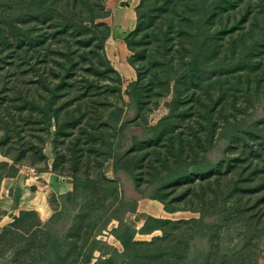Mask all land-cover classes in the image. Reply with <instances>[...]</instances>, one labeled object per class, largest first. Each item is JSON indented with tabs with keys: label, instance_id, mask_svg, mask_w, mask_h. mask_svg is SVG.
<instances>
[{
	"label": "trees",
	"instance_id": "1",
	"mask_svg": "<svg viewBox=\"0 0 264 264\" xmlns=\"http://www.w3.org/2000/svg\"><path fill=\"white\" fill-rule=\"evenodd\" d=\"M173 1L177 0H164L161 3L162 6L159 4L161 6V18L166 16L170 18V21H149L148 16L151 12H148L147 8H143L142 1L136 7V27L126 35L125 41L129 49L134 52V55H131L128 61L135 68L137 78L128 83L125 91L120 85L121 82L117 86L120 99L126 105L127 110L122 107L113 109L109 114L107 113L106 120L99 124L93 122L95 117L91 116L89 111H84L78 117L82 120L84 117L89 118V115L91 116L93 120H88V123H86L88 125L83 126L84 129L79 138L83 137V133H87L89 137L87 140L95 136V142L100 140V145L108 142L109 148L103 151L107 158H111L114 161V171L116 173V178L113 179L106 176L103 177L106 183L115 184L114 193L107 195V198H104L105 200L99 203L98 207H92L90 211L87 205L82 208V212L86 211L91 216V218L87 217L89 221H87L86 227H96L95 235H92L87 230L84 237L85 245L89 246V250L86 251L87 253L81 259V252L74 246L77 244L75 239H72L71 244L66 239L64 234L66 230L72 229V231H75L77 226L82 229L84 224V221L81 220L83 219L82 214L81 216L77 215L78 219L74 221V216L71 214L75 208L73 210L67 201L70 204L75 202V199L78 198L75 193L80 188H92L94 191L92 192L93 195H91L99 202V198L103 197L105 193L103 192L104 187L99 186L98 183L103 181L100 182L92 176H87L83 179V182H79V176L75 175L73 190L60 195L54 193V196L60 201L61 207L55 208V212L45 222L38 218V222L35 221L33 223L34 234H39L40 231L46 233L48 244L44 252L36 260L29 262V264H89L92 262L96 251L100 252V258L98 259L100 262L102 260L103 262L106 261L101 257L111 253L118 255L128 264H221L227 258L229 251L232 250L230 249L229 241L232 240L231 238L234 234H239V245L248 242V247L235 251L238 248L237 245L236 249L232 250L235 253L234 261L237 264L238 261H240V264L251 262L250 256L254 252L255 247L259 245V238L264 235V221L263 223H260V221L249 223V219L241 214L244 206L241 202L245 195L252 196V187L257 190L262 189L264 192V165L254 164L252 159L245 165L243 174L240 173L232 178L230 177V179L226 178L228 172L236 171L235 167L239 163V157L228 155L227 151L236 143L237 139L250 133L254 135L253 138L258 140L255 147L256 153L261 156L264 155V21H215L218 14L228 9V6L238 5V0H197L201 4L196 6V12L190 16H186L185 10L179 11L176 15L166 14L168 6ZM11 9L12 11L6 16V21L0 20V76L5 73L3 78L0 77L3 83L0 86V112H3L9 101L10 95L7 93L6 86L10 83V73H14L12 70L27 68L29 65L30 68H34L37 66L36 63L44 64L48 62L50 53H60L59 58L64 61L59 62L60 72H54V77L56 76L60 80L57 83L53 81V84L46 85L47 91L43 93L45 96L31 87L30 89L25 87V89L19 88L17 90L18 98L24 99L23 108H27L29 114V116L27 114L25 117V122L37 125L46 121L44 123L47 126L46 128L50 132L52 131L50 129L52 118L57 117L60 111V107H54L53 104L58 100L57 92H61L69 86L68 82L72 76V70L74 71L75 69L76 57L74 53H78V50L73 47H69L66 50H63V48L53 49L52 44H54V41L59 42L60 38L63 37H67V40L75 37L76 42L84 40L86 45L92 46V49L89 48L90 51L85 49V53L88 55L91 51L97 52L99 56L98 61H91L92 66H90V69L93 67L99 69V66L104 65L103 72H115L118 79L121 80V73L111 63L105 49L106 42L112 33V28L108 23L97 22V17L95 18V16L87 17L88 21H83L81 15L71 11H65L63 17L59 18L60 21H31L36 17L48 20L47 14L52 10V7L46 6V0L17 1ZM102 16L104 17L105 15L102 13L98 15V17ZM151 16L153 17V14ZM246 16L247 13H244L242 18H246ZM188 17L189 19H187ZM21 18L25 21H18ZM174 18L178 21H173ZM185 19L190 21H185ZM28 22H34L38 25L40 23L46 26H36L37 30H32ZM152 23L154 24L152 31H149ZM151 33L157 36L159 47L156 49L139 47L145 40L153 42L154 39ZM49 39L51 41L47 44ZM68 44L72 46L71 43L68 42ZM44 45H48L45 51L43 49ZM176 45L177 48L174 49ZM146 54H150L151 58L147 57ZM138 60H141V64L136 62ZM46 75L40 73L39 80L47 83L49 79ZM253 77H257L255 79L257 82L254 81ZM224 82L230 83L229 89L233 90L235 95H237L234 98L236 101L239 99L238 96L241 92L245 96L246 104L243 107L242 114L225 115L222 125L217 126V120L213 119V112L218 102L216 99H212L211 103L208 104V113L210 114L207 123L209 128L207 130V138L204 140L200 135L203 132V128L206 127H201L196 134L200 143L202 142L203 154L205 155L202 158L194 155L195 157L191 161L186 157L181 158L178 161V166L175 168L169 167L171 173L167 177L169 181L196 180L198 176L201 177L200 180L202 181H205V178L210 181L216 177V184L218 185L216 187L217 195L213 197L214 199L210 204L200 201L198 211L202 213L201 218L183 220L158 219L146 214L145 226H150L146 229V232L161 229L164 236H168L173 226L180 225L183 227L179 231L178 239L174 242V251L165 252L163 257L161 256V258L157 259L162 251L157 248L152 251L149 248L142 247L148 243L134 240L137 226L127 215L138 210V202L142 198L150 197L160 200L162 198L154 194H141L137 187V183H140L139 179L135 177V174L127 166H123V162L121 164V158L126 153L135 150V145L140 142L157 143L161 141L168 119L184 113L180 110L179 104L186 102L190 98L188 96L185 97V92L189 88H194L195 85H198L206 86L208 90L210 88L215 90L218 83L222 84ZM94 83L95 81L93 80H87L85 89L87 93H84V95L88 94ZM171 93L173 98L168 103L170 112L157 124L148 125V129L152 130L151 137L142 138L141 141L137 140L135 135H131L129 138L134 131L132 124L134 122L137 124L144 103L147 102L144 98L145 95H158V100H160V98ZM37 95L46 97L47 100L43 111L35 114L34 108L39 103ZM84 95L80 94L79 97L82 98ZM125 95L128 96V101L125 100ZM81 108L79 107V109ZM131 110L135 111L136 115L132 118L129 115L126 117L127 112ZM184 110L188 112L187 109ZM125 111H127L126 114H124ZM11 123L16 126V122ZM11 123L6 124V121H3L0 125L4 124L8 129H11ZM68 124H71V127H75L76 117L73 116L70 119L58 121L57 128L53 132H61L64 130L63 127ZM89 125L92 128L87 127ZM220 126L221 129L218 130ZM101 131L102 133L99 134ZM70 132L72 133V131ZM111 135L117 138L112 141ZM119 136H122L121 142L118 139ZM8 141V135L1 136L0 146ZM171 142L170 145H175L176 140L173 139ZM178 142L182 148L184 142H182L181 137ZM89 146L91 145L89 144ZM98 146L96 145L97 149L101 150L102 147ZM0 151L9 155L1 150V147ZM173 154L177 155L179 152L173 151ZM9 156L16 162L20 160L22 153L14 157ZM167 158V156H164L165 161H170ZM2 164L7 165L8 162ZM46 170L48 168H40V171ZM52 171L61 173L55 169ZM124 176H128L132 181H135V190L140 193V197L134 200L133 205L130 204L131 200L128 199L129 197L123 195L120 189ZM1 179L2 176H0ZM249 183H252V185ZM253 183H259L263 188ZM82 185L84 187H81ZM20 198L21 192L17 195V203ZM86 198L87 196H85ZM165 206L169 211L174 210L170 203L166 202ZM183 209H186V207H183ZM22 213L34 214L36 211L29 210L22 211ZM234 217L236 220H232ZM19 218V215L14 216L15 221ZM112 220L119 222L118 226L110 230L123 244L124 250L122 252L106 241L97 238L105 229L109 228ZM158 221H161V223L157 225ZM3 230H11V226H3ZM27 238L30 239L29 237ZM161 238L156 237V240H161ZM27 245L31 244L27 243L24 246ZM4 251L6 249L1 251L2 257L5 255ZM22 252L21 247L17 246L15 257L21 256ZM65 252L66 255L64 254ZM211 259H213V262H211ZM11 262L14 263L13 261Z\"/></svg>",
	"mask_w": 264,
	"mask_h": 264
},
{
	"label": "rangeland",
	"instance_id": "2",
	"mask_svg": "<svg viewBox=\"0 0 264 264\" xmlns=\"http://www.w3.org/2000/svg\"><path fill=\"white\" fill-rule=\"evenodd\" d=\"M17 1L23 0H0L1 21H6V16L12 11L11 7ZM124 1L127 2L124 3ZM141 1L143 3V8H147L149 10L148 12H151L150 15L153 14L154 18L152 16L150 17L148 14L149 21H170L169 17L165 16L161 18L162 14L160 8L162 6L161 3H163L164 0H46V6L52 7V10L47 14L48 20L41 17H36L31 20L60 21L59 18L63 17L65 11H71L77 13V15H81L83 21H88L87 17L95 16V18L97 17V22L103 21L108 23L111 26L112 31L114 30L115 33H111L112 38H109L111 41L108 40L106 42L105 49L111 63L121 73V80L118 79L115 72H103L104 65L99 66V69H96L95 67L90 69V66H92L91 61H98L99 56L97 52L91 51L88 55L85 53V49H92V46L86 45L84 40L82 42H76L75 37L72 39L70 38V40H67V37H63L60 38L59 42L54 41V44H52L53 49L63 48V50H66L69 47H73L78 50V53H74L76 57L75 69L74 71L72 70V76L69 79L68 88H65V90L61 89L63 91L57 92L58 100H56L53 105L54 107L59 106L60 111L57 117L52 118V125L50 126L52 131L50 132L44 124L46 121L40 122L37 125L25 122V117L27 116L28 111L27 108H23V105L25 104L24 99L18 98L17 90L19 88L25 89V87L30 89L31 87L32 89H36L38 93H46V85L53 84V81L54 83H57L58 80H60L56 76L54 77V72H60L59 62L64 61L59 58L61 54L52 52L49 54L50 57L48 56V58H50L48 62H45L44 64L36 63L37 66L34 68H30V65L27 68H18V70H12L14 73H10V83L6 86L7 93L10 96L5 109L3 112H0V123L3 121H6V124L16 122V126L11 123L10 126H12V128L8 129L6 125H0V137L4 135L9 136V141L0 147L1 150L7 152L13 157L20 153H22V157L15 162L9 155L0 151V176H2V179L0 180V264H29V262L36 260L46 249L48 244L47 234L42 233L41 231H38L39 234H34L35 230H33L35 229L33 223H35V221L38 222V218H40V210L35 208L37 206L33 200H38V196L42 189L36 192L32 185H45V183L40 182V180L43 179L42 177L39 178V175L42 172L40 171V168H48L50 171L54 169L58 170L61 173H55L60 174L61 176H70L72 179H74L75 175H78L79 182H83V179L87 176H92L100 182L103 181L102 183H98L99 186L104 187L103 192L105 193L103 197L99 198V202L93 198L92 192L94 190L92 188H86L87 190L80 188L79 191L75 193L78 195L75 202L70 204L67 201L73 210L75 208L71 214L74 216V221L78 219L77 215L81 216L82 214L83 219L81 220L84 221V224L82 229L77 226L75 227V231H72V229L66 230L64 233L66 239L70 244L72 239H75L77 244L74 246L81 252V259H83L87 253L86 251L89 250V246L85 245L84 237L87 230H89L92 235H95L96 227H86L87 221H89L88 218H91V216H89L86 211L82 212V208L87 205V208H89L90 211L92 207H98L99 203L107 198V195L114 193L113 190L115 184L106 183L103 177L106 176L113 179L116 178V173L114 171V161L111 158H107L103 151L104 149L107 150L109 148L108 142L100 145V140L95 142V136H92L90 140H87L89 139L87 133H83L81 139L79 138V135L84 129L83 126L88 125L86 124L88 123L87 121L90 119L93 120L91 116L95 117L93 122L99 124L106 120V115L107 113L109 114L111 110L119 107L126 109V105H124V102L120 99L117 86L121 82L120 85H122V89L125 91L128 83L131 81L122 73L121 69L123 68V64H126L127 62L130 64L128 58L131 55H134V52L129 49L125 37L136 27L137 14H134L132 9L133 7L136 8ZM238 2V5L228 6V9L221 11L215 18V21H264V0H238ZM200 4L201 2H198L197 0L173 1V3H170L168 6L169 8L165 13L176 15L179 11L185 10L186 16H190L192 13L196 12V6H200ZM100 13L105 16L98 17ZM127 13L130 16H128ZM244 13H247L246 18H242ZM121 16H127L128 21H118V17L122 18ZM174 19L173 21H178L177 19ZM187 19H189V17ZM18 21L25 20L21 18V20ZM185 21L190 20L185 19ZM28 23L32 30H37L36 26H46L40 23L39 25L34 22ZM153 25L154 24L152 23L151 27H149V31H152ZM151 35L154 39L153 42L145 40L142 45H139V47L147 49H149V47L153 49L159 47L157 36L153 33H151ZM185 35L188 37L187 34ZM50 41L51 40L49 39L47 44H49ZM67 41L71 43L72 46H69ZM109 41L113 42L111 48L115 55L112 57L109 55L111 50L107 47ZM47 47L48 45H44V51ZM176 48L177 45L174 49ZM146 56L151 58L150 54H146ZM140 61L141 60H138L136 62L141 64ZM100 64L102 63L100 62ZM40 73L47 74L46 76L49 79L47 83L39 80ZM4 76L5 73L1 74L0 77L3 78ZM1 78L0 86L3 84ZM256 78L257 77H253L255 82H257L255 80ZM88 79L95 81V83L92 85L93 87L89 89L88 94L84 95V93H87L85 92V89ZM229 87L230 83L224 82L222 84L218 83L215 90L212 88L208 90V87L198 85H195L194 88H189L188 91L185 92V97L188 96L190 98L187 99L186 102H181L179 104L180 110L184 113L168 119L165 124L166 127H164L161 141L157 143H150L147 141L140 142L138 143L139 145H135V150L126 153L121 158V164L123 162V166H127L135 174V177L139 179L140 183H137V187L141 194H154L163 199L160 200L150 197L142 198L138 202V210L135 213L131 212L127 215V217L132 219L137 226L134 240L148 243L142 247L149 248L152 251H154L155 248L162 251L158 257L156 256L157 259L161 258V256L163 257V253L165 252L169 253L174 251V242L178 239L179 231H181L183 227L180 225L173 226L172 231H170L168 236H164L161 229H154L151 232H146V229L150 227L149 225L145 226L147 219L146 214L152 215L158 219L169 218L173 220H183L201 218L202 213L198 211L200 201L210 204L214 199L213 197L217 195L216 187H218V185L216 184V177L210 180L213 182H210L207 178L204 179L205 181H202L200 180V176H198L196 180L190 179L185 181H169L167 180V177L171 173L169 167L175 168L178 166V161L181 158L186 157L191 161L193 157H195L194 155H198L199 158H202L203 155H205L203 154L204 148L202 142L200 143L196 134L200 131L201 127H206L203 128V132L200 135L204 140L207 138V130L209 129L207 123L210 114L208 113V104L211 103L212 99H216L218 102L215 111L213 112V119L217 120V126L222 125L225 115H233L236 113L239 115L242 114L243 107L246 104L244 100L245 96L241 92L238 96L239 99L236 101L234 98L237 95H235L233 90H230ZM80 94H83L84 96L80 98ZM43 95L45 96V94ZM37 97L39 103H37L38 106L34 108L35 114L43 111V108L46 107L47 100L46 97L43 96L37 95ZM124 98L126 101L129 100L126 95ZM144 98L147 102L144 103L137 124L136 122L132 124L134 126V131L129 136L130 138L131 135H135L139 141H141L142 138L151 137L152 130L148 129V125L157 124L170 112L168 103L172 100L173 95L171 93L158 100V95L150 96L149 94H146ZM157 101H159L158 104ZM79 107L82 108L79 109ZM184 109H187L188 112ZM84 111H89L91 116L89 115V118L84 117L80 120L78 117H80ZM126 112L127 111H125L124 114H126ZM135 113V111L131 110L127 112L126 117L129 115V117L132 118L136 115ZM70 114L71 117H76V126L71 127V124H68L63 127L64 130L61 132L54 133L58 121L70 119ZM90 125L87 127L92 128ZM220 129L221 126L218 130ZM70 131H72V133ZM100 133H102V131L99 132V134ZM253 136V134L247 133L245 137L237 139L236 143L228 149L227 154L232 155L233 157H239V163L238 166L235 167L236 171L228 172L226 178L230 179V177L232 178L240 173L243 174V169L246 167L245 165H247L252 159L254 164L258 163L264 165V155L261 156L256 153L255 147L258 140L253 138ZM121 137H118L120 142ZM180 137L182 138V142H184L182 148L178 142ZM116 138L117 137L111 135L112 141ZM173 139L176 140V143L175 145H170ZM89 144L91 146H89ZM96 145H99L98 147H102V149H97ZM173 151H178L179 154L175 155L173 154ZM164 156H167V159H170V161H165ZM4 162H8V164H2ZM225 170L228 171L227 169ZM249 184L252 185V183ZM253 184L263 188L259 183ZM31 187L33 188V191H31ZM81 187L84 186L82 185ZM135 187V181H132L128 176H124V181L120 184V189L122 190L123 195L129 197L128 199L131 200V205H133L136 198L140 197V193L135 190ZM19 192H21V198L17 203L16 198ZM85 196H87L86 199ZM263 197V190H257L253 187L252 196L245 195V197H243L241 203L244 206L241 214L249 219V223L252 221H260V223H263ZM164 200L171 204V207L174 208L173 211L166 209V202L164 203ZM48 201V204L53 209L52 214L55 212V208L61 207L60 201L54 196V194H50ZM183 207H186V209H183ZM29 210H35L36 213H22V211ZM83 213H85V215H83ZM16 215H19L20 217L17 221L14 219V216ZM41 220L45 222L47 218H41ZM232 220H236V218L234 217ZM160 223L161 221H158L157 225ZM118 224L119 222L117 220H112L109 228L105 229L102 234L97 236V238L106 241L113 245L118 251L122 252L124 250L123 244L113 233H111L110 230L113 227L118 226ZM9 225L11 226V230H3V226ZM238 235L239 234H234L231 238L232 240L230 239L231 241H229L230 249L232 250H235L238 245V248L235 251L248 247V242L241 245L238 244L240 239ZM156 237L162 238L161 240H156ZM258 242L259 245H255L254 252H252V255L250 256L252 260L248 264H264V235L262 238H259ZM27 243L31 245L24 246ZM17 246H20L21 251H23L21 253L22 255L19 257H15ZM5 249V255L2 257L1 251ZM232 250L229 251L227 258L221 262V264H237L234 261L235 253ZM68 252L70 251L68 250ZM64 254L66 255V252ZM99 258L100 252L96 251L92 262L89 264H128L116 254H105L104 257H101L106 260L104 262L103 260L100 262V260H98ZM211 262H213V259H211ZM238 264H240V261H238Z\"/></svg>",
	"mask_w": 264,
	"mask_h": 264
},
{
	"label": "crops",
	"instance_id": "3",
	"mask_svg": "<svg viewBox=\"0 0 264 264\" xmlns=\"http://www.w3.org/2000/svg\"><path fill=\"white\" fill-rule=\"evenodd\" d=\"M132 12L134 14L136 13L135 7H133ZM127 15H128V13H127ZM128 16H130V15H128ZM121 17L122 18L118 17V21H128L127 16H121ZM114 33H115V31L113 30L112 34H114ZM111 38H112V36L110 37V39ZM110 41L107 43V47L110 48L111 53L109 52V55L112 57L115 54L111 48L113 46V42H110ZM121 70H122V73L125 74L131 81L136 79V70L131 64H128V62L126 64H123V68ZM40 177L43 178L42 180H40V182L45 183V185L44 186L36 185L37 188L34 189V190H36V192L40 191V189H42V190L40 192V195L38 196V200L37 201L33 200V202H35V205L37 206L35 208L37 210H40L39 211L40 218H42V219L47 218L48 219L51 217V214L53 212L52 211L53 209L48 204L49 203L48 197L50 196V194L55 193L56 195H60V194H63V193H66V192L73 190L74 189V179H72L70 176H61L60 174H57V173L50 171V170L42 171L39 175V178ZM32 187H33V185H32ZM32 187H31V189H32L31 191H33Z\"/></svg>",
	"mask_w": 264,
	"mask_h": 264
},
{
	"label": "water",
	"instance_id": "4",
	"mask_svg": "<svg viewBox=\"0 0 264 264\" xmlns=\"http://www.w3.org/2000/svg\"><path fill=\"white\" fill-rule=\"evenodd\" d=\"M125 2H127V1H124V3H125ZM33 188L36 189V188H37L36 185H34Z\"/></svg>",
	"mask_w": 264,
	"mask_h": 264
}]
</instances>
